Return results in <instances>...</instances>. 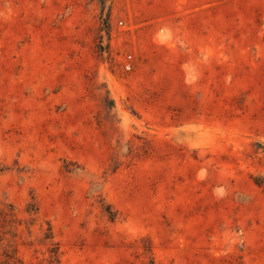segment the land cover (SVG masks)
<instances>
[{
	"label": "rangeland",
	"instance_id": "obj_1",
	"mask_svg": "<svg viewBox=\"0 0 264 264\" xmlns=\"http://www.w3.org/2000/svg\"><path fill=\"white\" fill-rule=\"evenodd\" d=\"M0 264H264V0H0Z\"/></svg>",
	"mask_w": 264,
	"mask_h": 264
},
{
	"label": "built area",
	"instance_id": "obj_2",
	"mask_svg": "<svg viewBox=\"0 0 264 264\" xmlns=\"http://www.w3.org/2000/svg\"><path fill=\"white\" fill-rule=\"evenodd\" d=\"M121 23V22H120ZM130 56H128V58H129ZM130 66H131V64H130V62L129 61H125L124 62V64H123V67L125 68V69H129L130 68Z\"/></svg>",
	"mask_w": 264,
	"mask_h": 264
}]
</instances>
